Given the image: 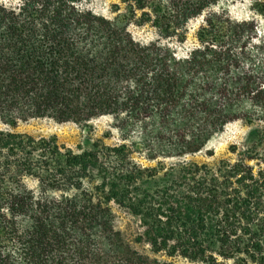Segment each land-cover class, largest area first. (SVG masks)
Returning a JSON list of instances; mask_svg holds the SVG:
<instances>
[{
  "label": "trees",
  "instance_id": "16d2710c",
  "mask_svg": "<svg viewBox=\"0 0 264 264\" xmlns=\"http://www.w3.org/2000/svg\"><path fill=\"white\" fill-rule=\"evenodd\" d=\"M89 1L0 0V122L111 141L0 130V264H264V0ZM238 124L232 159L170 162Z\"/></svg>",
  "mask_w": 264,
  "mask_h": 264
},
{
  "label": "rangeland",
  "instance_id": "374dc122",
  "mask_svg": "<svg viewBox=\"0 0 264 264\" xmlns=\"http://www.w3.org/2000/svg\"><path fill=\"white\" fill-rule=\"evenodd\" d=\"M89 2L99 11L113 16L112 7L114 4H118L120 0H90ZM260 20L264 29V18H260ZM133 35L139 40H148L152 37L153 31L149 28H133ZM0 130H11L17 133L28 134L37 139L53 138L60 147L70 149L75 153L89 150L97 141H102L107 145L111 144V141L103 137L108 130L106 119H97L87 123H59L49 118H34L19 124L16 128H11L0 122ZM246 133L247 130L241 124L235 125L223 133L214 136L207 143L206 149L203 152L193 156L173 159L170 162L196 161L213 165L223 159H232L230 147L238 144V142H242L240 138L244 137ZM209 151H212L214 155L209 156ZM121 220L124 227L131 222L124 215H122ZM133 226L135 225L133 224ZM179 264L183 263L179 262Z\"/></svg>",
  "mask_w": 264,
  "mask_h": 264
}]
</instances>
